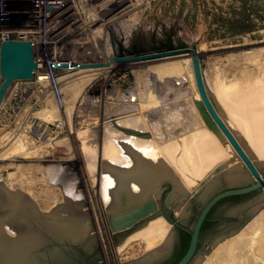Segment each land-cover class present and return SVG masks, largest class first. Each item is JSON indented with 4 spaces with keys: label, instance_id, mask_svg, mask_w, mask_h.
<instances>
[{
    "label": "rangeland",
    "instance_id": "obj_1",
    "mask_svg": "<svg viewBox=\"0 0 264 264\" xmlns=\"http://www.w3.org/2000/svg\"><path fill=\"white\" fill-rule=\"evenodd\" d=\"M5 4L7 24L3 29L40 30V26H36V20L31 16L30 0H6ZM127 4L119 0H96L93 9L96 18L94 23L84 18L79 26L83 30L62 36V39L45 48L37 45L34 48L35 59L43 58V67L36 71L31 80L14 81L0 106V183L12 191L28 194L38 210L51 212L55 209L54 205L63 204L64 194L59 186L61 178L62 182H67L73 188L88 214L95 213L98 209L103 212L105 205L100 190L104 169L107 168L105 147L130 137L106 122L109 115L139 116L143 122L141 130L149 131L152 143H156L157 140L148 127L150 117L146 118L145 111L140 110L144 104L140 102L141 98L146 99L149 95L145 106L150 111L165 112L171 108L183 111L186 102L191 99L190 94L193 96L197 92L195 86L193 88L196 90L184 97L174 89L171 91H174V100L165 104L161 101L172 97L171 92L166 89L167 93L161 91L156 74L147 71L152 66H167L179 61L185 67L183 76L187 82L193 81L195 85L192 70L184 62V59H190V53L155 56L144 60L133 58L158 55L171 49H194L202 66L203 79L212 96L216 86L231 90L230 84L235 83V86L232 85L235 89L240 84L238 82H241L239 88L243 82V89L250 90V94L257 92L255 88L258 84L261 88L258 86L257 89L264 91V0H131ZM105 36L108 37L111 48L110 58L104 55L106 50L103 47L107 43ZM33 37L43 40L44 34L41 32L28 35V38ZM95 53L101 55L97 62L94 61ZM50 57L57 61L76 63L75 66L94 62L113 63L109 69L83 74H78V70L69 72L68 67L58 69L55 72L57 85L54 88L52 82L37 79V76L49 72L47 62L51 61ZM89 74L94 78L90 76L91 79L84 82L90 78L87 76ZM179 75L177 73L169 77L175 80ZM55 89L60 92L62 106L58 103ZM236 89L235 92L240 90ZM130 94L134 95L135 100L128 104L124 100ZM215 97L216 95L213 98ZM65 99L69 100H66L67 105L72 106L68 114L66 112L65 122L52 118L47 124H43L38 120L39 113L48 106H58L64 110ZM52 100L54 103H51ZM236 101L233 105H238ZM220 105V116L226 121L227 112ZM195 110L197 111L196 107ZM152 118L157 119V116ZM57 122H63V127L57 128ZM35 129L44 131L46 139L40 140L36 137ZM232 129L237 139L246 144L243 137L245 134L237 128ZM185 132L169 136V139L176 141L178 152L184 134L192 133L189 128ZM15 141L24 147L19 153L16 151L18 154L13 149ZM26 142L28 145H25ZM61 143L69 145L67 157V154L59 153ZM219 144L225 147L221 142ZM120 150L124 152L123 148ZM12 152H15V156ZM229 160H233L232 163L229 162V166L240 163L232 153ZM257 162L259 166H264L260 161ZM241 166L240 163L239 168ZM50 169L51 176L48 173ZM243 180L248 181L246 176ZM251 219L244 225L252 221ZM98 229L105 231L107 227L100 226ZM136 234L127 243L125 237L99 239L98 246L104 264H135L140 260L147 261L151 251L145 250L146 242L135 238ZM212 251L201 258V264L211 261L208 256Z\"/></svg>",
    "mask_w": 264,
    "mask_h": 264
},
{
    "label": "bare ground",
    "instance_id": "obj_2",
    "mask_svg": "<svg viewBox=\"0 0 264 264\" xmlns=\"http://www.w3.org/2000/svg\"><path fill=\"white\" fill-rule=\"evenodd\" d=\"M119 1L121 3H123L124 1V3L127 4L129 3L130 0H119ZM97 29L99 30L100 28ZM107 38L108 37L105 36L104 40L107 43L105 44L106 46H104L103 49L106 50L104 55L110 58L109 54L111 52L110 51L111 48ZM100 56L101 55H99L98 53H95L94 61L97 62L98 60L97 58ZM58 62L67 64L69 72L73 73L75 71L77 72L78 70L77 72L78 74H83L86 72L88 73L95 72L96 70H106L111 68L112 67L111 63H113L110 61H107V63L94 62L92 63L94 66L88 64H77L75 66L76 63L73 64L64 61H58ZM184 62L188 64L189 69L191 71L192 64L190 59H184ZM184 70L185 67L182 65V62L176 61L173 64H168L167 66H152L147 71L156 74L155 77L160 82L159 87L161 88V91L167 93V91L171 92L172 90L175 89L178 90V93L179 92L181 93V96L185 97L186 95H189L192 90L195 91L196 89H194L195 85L193 84V81L192 83H189L183 76ZM177 73L180 74L178 79L173 80L172 79L173 77L170 79L169 76H173V74H177ZM93 74L96 75L98 73H93ZM87 76L90 77L92 76V74H89ZM90 79L91 77L85 80L84 82H87ZM256 82L257 81H255V84ZM218 83L219 82H217V84ZM238 83L241 84V82ZM234 84L235 83L230 84L231 85L230 88L231 90H233L232 92H229L231 91L229 90V88L228 89L225 88L227 90L226 91L224 88H218L215 85L216 86L215 89L216 88L217 89L215 90L216 92L214 91L215 94L213 95V97L216 95L215 97L216 99L214 98V101L218 107L221 104L222 107L227 112L228 117L226 121L225 119L222 118L225 124L229 128H231V130H233L232 127H234L237 128L239 131H241L242 134L243 133L245 134V136L243 135V137L245 138L247 142L246 144L248 145L250 151H252V154L254 155L256 160L260 161L261 164H264V91L261 89H259L260 90L259 91L257 89L258 86H260L259 88H261V85L258 84L257 87L255 88L257 92L254 93V95L250 94V90L245 91L243 89L244 84L242 82L241 88H239V86H241L240 84H238L239 85L238 88L236 86V88L240 90H237L235 88L237 90L235 92V89H233L234 87L232 88V85ZM219 86H221V84ZM165 89L167 91H165ZM252 90L254 89L252 88ZM239 91L240 93H238ZM77 92L79 93V91ZM173 93L171 92L170 94L172 95V97L164 98L162 99L161 102L168 104L170 100H174ZM148 96L146 99L145 97L144 98L142 97L143 99L141 98L140 102L144 103L142 105L143 106L142 109L144 110H142L141 108L140 110L142 112L143 111L146 112V113L144 112V115L147 116L146 118L150 117V120H148V127L150 128L157 142L152 143L151 139H145L143 141L139 139H144V138L138 139L136 137L130 136L127 137L125 140H121V141L119 140V142L117 143H114L112 141L113 142L112 144L105 147V159H106L105 164L107 168L104 169L105 171L103 170L105 175H103L102 177L101 180L102 185L100 190L105 206L108 207L111 206L110 195L111 197H114L112 196V193L114 191L113 188L114 180L115 181L120 180V182L123 183L127 179V177L132 178V176H136L138 179L141 178L142 180H144L147 185L149 184L151 185V183H154L155 181L162 180L164 178L167 179V177H169L167 173L168 171H166L165 169L163 170L162 167L163 164H168L175 171V173L180 178L181 182L187 188L195 189L199 187L200 179H204L208 175L209 171L211 172V170L217 164H220L222 162L229 163L231 153L233 155L235 154L234 150L230 146L227 139L219 131L217 132L222 136L223 144L225 147H222L219 144V142H217L218 139L216 135L213 134L210 130H208V128L205 126V123L200 113L198 112V110L197 111L195 110L194 104L197 100L200 99L198 92H194L193 96L190 94L191 99L188 102H186L185 107L183 106L184 107L183 111L181 110L179 111L177 108L176 109L171 108L170 110H166L165 112L150 111L148 107L146 108L145 106V103L146 102L148 103L149 101ZM76 97L77 95L74 98ZM134 98L135 97H133L132 94L129 95L127 98H125L124 101H128L129 104V102L132 103ZM187 99L189 98L187 97ZM234 99H238V100L236 101ZM66 100L67 99H65L64 106L68 114L72 106L67 105V101L69 102V100L67 101ZM53 101L54 100H52L51 103H54ZM235 101L238 102V105L237 103L236 105H233V103L235 104ZM137 107L139 108V105ZM145 108L148 110H145ZM109 116L113 117L115 122L122 124V126L134 128L138 130L139 129L141 130V128H143V122L140 121V118H138L139 116L138 117L128 116V115H127L128 117L119 116L121 118L113 114ZM156 116L157 119L152 118ZM186 128H189V131L192 133H190L189 135L184 134L185 137L180 141V150L178 152L179 147H177L178 145L176 144V141H172V139H169L170 138L169 136H173V134L179 135L181 132L183 131L185 132ZM34 132L35 135H37L36 137H38L40 140L46 139L45 137L47 135L44 131L35 129ZM163 140H165V142ZM13 145H14L13 146L14 151L15 152L18 151V153L19 150H23L24 148L23 144L20 145L19 142L16 143V141L15 143H13ZM25 145H28L27 142ZM68 147L69 145H67V143H63V144L61 143L59 146V153L67 154L66 155L67 157L69 155L67 153ZM119 147L121 149L123 148L124 152H122ZM8 148L10 149V147ZM25 148L27 147L25 146ZM15 152L12 153L14 154ZM176 152H178L179 154L177 155ZM18 153L16 152L15 154ZM239 164L238 165L230 164V166L229 164L227 165L226 178L228 183H232L234 181H238L239 179L243 178V174L239 171L241 169L239 168ZM129 170L132 172L129 173ZM48 171L47 172L49 173V176H51L52 169ZM59 181L61 183V184L59 183V186L61 187L62 193L64 194V202L63 204H60L58 206L54 205L55 209L54 208L53 210L51 209L52 211L48 213L46 216H42V214H39V212L41 211L39 210L37 211V209L34 206L35 204H33L32 202L33 200L31 201L28 198L29 196L28 194L25 195V192L21 193L19 191L18 192L12 191L9 187L8 188L5 187V184L0 183V264H38L37 254L40 253L36 252V250H38L37 248L41 246V244L45 239V237L40 233L39 228H42L44 233L53 236L54 238H59L60 240L66 239L72 242L81 239V237L84 235L88 224L85 220L86 218L84 219V217H82L80 214L82 202L77 197L73 188L68 186L67 182L66 183L62 182L61 178L59 179ZM138 186L136 185V188ZM180 188L181 187L177 185L175 187V192L180 193L182 191ZM149 190L150 189H148V191ZM117 192H119V190H117ZM139 193L141 192L139 191ZM139 195L140 194H138L137 196ZM118 196H117V200H118ZM128 200L129 198L127 199V201ZM129 203L130 202H128V204ZM245 226L246 227H243L239 232H236L225 241L221 243L220 242L217 243L210 256H208L209 260L211 261H209L208 263L207 261H205V263L202 264H264V208L257 214L256 217L253 218L251 222H249ZM167 228L168 226L166 222L163 219L159 218L152 221L146 228L144 227L143 230L139 231L136 234L135 238L144 240L146 242L145 250L149 251L155 248L156 246H158L160 242L163 240V238H165ZM131 239L132 238H128L126 239L125 242L126 243L129 242ZM155 254L151 256L149 255L150 257L149 259H147V261L150 262V260L154 259L156 256ZM156 257H158V255Z\"/></svg>",
    "mask_w": 264,
    "mask_h": 264
},
{
    "label": "flooded vegetation",
    "instance_id": "obj_3",
    "mask_svg": "<svg viewBox=\"0 0 264 264\" xmlns=\"http://www.w3.org/2000/svg\"><path fill=\"white\" fill-rule=\"evenodd\" d=\"M261 166L258 169L264 179V166ZM162 167L164 170L163 165ZM241 169L243 178L238 181L228 183L227 169H225L218 176H213L203 186L196 189L187 188L174 171L167 172L169 175L167 179L155 181L151 185H147L144 180L138 179L136 176L127 177L126 180L130 179L125 180L124 184L120 180H114L113 188L116 191L112 193L114 197L110 195L112 207L105 206L103 212L98 209V212L90 214L81 207L80 214L84 219L86 218L88 224L85 231L87 233L83 235L85 237L82 236L81 239L74 242L66 239L60 240L47 235L39 228L46 240L44 239L36 250L40 253L37 254L38 264H104L99 251V239L130 238L159 218L166 222L168 228L163 242L161 241L158 246L150 250L151 255L156 253L155 255L158 257L155 256L150 262L140 260L135 264H176L186 254L195 225L206 205L221 193L247 188L257 182L245 171L244 167ZM130 172L132 171L129 170ZM244 175L248 181L243 180ZM136 185L139 186L136 188ZM177 185L181 187L180 193L175 192ZM148 189L150 190L148 191ZM137 193L140 195L137 196ZM128 202L130 203L128 204ZM263 208L264 188L261 186L246 193L222 197L213 203L199 226L196 248L189 264H193L197 258H203L205 254L210 253L216 240L221 243L234 233L239 232L245 227V222L251 218L253 220ZM121 212L128 217L123 220L124 222L122 221L123 223H120L130 224V227L118 233H111L108 227L109 220L115 219V216ZM48 213L50 212H39L42 216H46ZM100 226L107 227V230L98 229Z\"/></svg>",
    "mask_w": 264,
    "mask_h": 264
},
{
    "label": "water",
    "instance_id": "obj_4",
    "mask_svg": "<svg viewBox=\"0 0 264 264\" xmlns=\"http://www.w3.org/2000/svg\"><path fill=\"white\" fill-rule=\"evenodd\" d=\"M190 53V59L192 64V71L193 77L195 81V86L197 92L199 94V100L195 102V107L197 108L198 112L200 113L205 126L210 130L213 134L216 135L219 142L223 144L222 136L218 134L219 131L229 142L230 146L234 150L235 158L241 161V165L244 167L245 171L248 172L252 178L257 181L255 184L251 185L250 187L238 189V190H230L224 193L217 195L213 198L203 209L201 215L198 218V221L195 225L194 232L191 237V241L189 244V248L186 254L182 257V259L176 264H189L191 260L197 243V234L199 226L210 206L225 196H231L236 194H242L249 192L259 186L264 188V179H262L261 174L259 173V163L257 162L256 158L250 151L249 147L243 142L237 139L234 132L225 124L220 116V109L214 101L213 96L207 89L205 81L203 79L202 74V66L197 56V52L194 49H180V50H168L166 52H161L158 55H143L138 56L133 59L135 60H144L153 58L155 56H170L173 54H182V53ZM35 52L33 43L30 41H17V40H10L4 41L0 45V106L2 105L5 95L9 90L11 84L14 81H27L31 80L34 76V70L37 67V64L34 60ZM114 60L116 58H113ZM117 60V59H116ZM92 65L93 64H88ZM100 65V64H97ZM95 65V66H97ZM56 68H65L67 64L63 63H56L54 65ZM132 95V94H130ZM134 97V95H133ZM135 100V98H134ZM106 122H110L113 127L118 130L119 132L136 138H144V139H151V133L146 130H138L134 128H129L125 126H121L117 124L113 117H109L106 119ZM233 161V160H232ZM232 161H229L232 163ZM229 163L222 162L216 165L211 172L199 182V187L203 186L208 180L212 179L213 176H218L222 173ZM165 170L167 171H174L168 164H163ZM175 172V171H174ZM3 185V184H2ZM18 192V191H16ZM128 216L124 213H120L115 216V219L109 220L108 227L111 233H118L130 227V224H122L125 218ZM123 221V222H122ZM122 222V223H120ZM235 234V233H234ZM219 243V240H216L214 245ZM201 258L193 261V264H199L201 262Z\"/></svg>",
    "mask_w": 264,
    "mask_h": 264
},
{
    "label": "built area",
    "instance_id": "obj_5",
    "mask_svg": "<svg viewBox=\"0 0 264 264\" xmlns=\"http://www.w3.org/2000/svg\"><path fill=\"white\" fill-rule=\"evenodd\" d=\"M5 1L6 0H0V45L4 41L17 40L30 41L33 43L34 48L37 47V45L45 48L62 39V36L83 30L80 29L79 26L81 25L80 21L84 18H86V20L88 19L90 23L96 21L93 12L96 0H30L32 4L31 16L36 20V26H40V30L31 28L27 30L3 29L7 24L5 17ZM41 32L44 34L43 40H39V37L28 38V35H35ZM42 59L41 57L39 59L34 58L37 64L34 70V76L36 75V71L44 65ZM50 60L51 61L47 62L49 72L37 76V79L38 81L45 80L49 83L52 82L55 88L57 85L55 72L61 68H56L54 66L56 63H59L57 60L52 59V57H50ZM55 91L57 93L58 103L62 106L60 92L58 89H55ZM63 125V122H57L56 127L62 128Z\"/></svg>",
    "mask_w": 264,
    "mask_h": 264
},
{
    "label": "crops",
    "instance_id": "obj_6",
    "mask_svg": "<svg viewBox=\"0 0 264 264\" xmlns=\"http://www.w3.org/2000/svg\"><path fill=\"white\" fill-rule=\"evenodd\" d=\"M39 116L38 120H40L43 124H47L48 120H51L52 118H54L55 121L61 120L65 122L67 120L66 110L60 109L58 106H48L47 109H44L41 113H39Z\"/></svg>",
    "mask_w": 264,
    "mask_h": 264
}]
</instances>
